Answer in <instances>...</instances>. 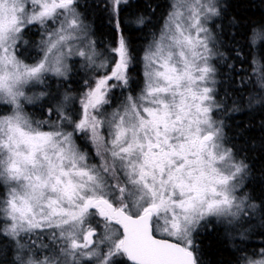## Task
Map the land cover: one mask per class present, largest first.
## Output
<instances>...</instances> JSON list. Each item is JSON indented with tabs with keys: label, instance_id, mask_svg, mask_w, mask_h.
<instances>
[{
	"label": "snow or ice",
	"instance_id": "snow-or-ice-1",
	"mask_svg": "<svg viewBox=\"0 0 264 264\" xmlns=\"http://www.w3.org/2000/svg\"><path fill=\"white\" fill-rule=\"evenodd\" d=\"M129 2L109 0L114 63L97 64L77 0H0V107H11L0 115V236L15 244L12 264H122L119 257L198 264L197 227L210 217L231 224L243 213L247 197L236 193L248 165L226 147L222 122L213 118L222 107L211 61L223 53L208 26L220 15L216 0L170 4L142 57V86L130 75L134 57L121 27ZM34 26L42 30L40 58L28 64L19 57L31 53L19 45L29 43L24 35ZM257 40L264 42V31L253 29ZM72 56L96 73L84 81L79 118L65 95L46 119L33 120L24 102L50 93L33 97L25 88L44 84L48 73L67 78ZM116 89L119 103L107 112ZM259 256L244 264H264V249Z\"/></svg>",
	"mask_w": 264,
	"mask_h": 264
},
{
	"label": "trees",
	"instance_id": "trees-1",
	"mask_svg": "<svg viewBox=\"0 0 264 264\" xmlns=\"http://www.w3.org/2000/svg\"><path fill=\"white\" fill-rule=\"evenodd\" d=\"M170 4L171 0H130L128 6H122L121 27L135 65L130 75L141 86L142 57L154 39L153 34L157 36L160 32ZM77 5L91 29L95 49L99 55L109 57L110 49L116 46L118 39L115 20L110 17L109 0H78ZM219 9L220 15L209 23L214 35L220 38L216 50L223 53L212 60L217 69V102L222 104L221 109L214 111V117L222 122L226 147L233 149L237 161L248 165L242 191L257 206L258 217L251 221V232L244 240L228 237L229 229L217 220L207 227H197L193 232V247L198 264H240L246 254L264 249V42L252 41L253 29L264 31V0H222ZM140 18L144 20L142 25L137 23ZM35 27L39 31V26ZM35 27L25 33L24 39L37 51L38 31ZM72 70L74 73L71 72L68 79L47 78L50 82L47 89L54 97L58 94L71 97L72 106L69 108L68 101L66 108L78 119L80 97L86 90L84 81L93 77L90 70L79 71L75 67ZM114 96L116 103L106 107L107 112L119 103L120 89L114 91ZM57 102H60L59 97H43L26 105L25 111L33 120H43L47 118V109ZM73 104H78V108ZM8 107H0V115L8 112ZM55 119L53 115L52 120ZM92 162L99 163V160L94 158ZM31 238L37 239L35 235ZM45 239L46 236L43 242ZM14 255L15 244L0 236V264H12ZM118 259L122 264H132L126 257Z\"/></svg>",
	"mask_w": 264,
	"mask_h": 264
},
{
	"label": "rangeland",
	"instance_id": "rangeland-1",
	"mask_svg": "<svg viewBox=\"0 0 264 264\" xmlns=\"http://www.w3.org/2000/svg\"><path fill=\"white\" fill-rule=\"evenodd\" d=\"M78 1V0H77ZM173 2H175V0H171V3H173ZM222 2V0H216V3L218 4V6H219V4ZM170 11V10H169ZM215 17H213L210 21H208V26L210 27V25H209V23L210 22H212L213 21V19H214ZM85 23V22H84ZM86 24V23H85ZM87 25V24H86ZM35 27V26H34ZM34 27H31V28H34ZM49 27L51 28L52 27V25L51 24H49ZM35 30H37L38 31V29L35 27ZM41 29H39V31H38V37H37V40L35 41L36 43H35V45H36V47H37V44H38V42H39V40H40V36H41ZM87 31H88V40L89 41H93L92 40V35H91V29H90V27L87 25ZM159 34H160V32L159 33H157V36L156 37H158L159 36ZM25 40V39H24ZM152 41H153V39H152ZM151 41V42H152ZM150 42V43H151ZM150 45V44H149ZM149 45H148V47H149ZM19 47H20V49L21 50H26V54L28 53V52H30L31 53V56L30 57H28V58H26V55H21L19 58L20 59H22V60H24V62L25 63H28V64H33V63H35L39 58H40V54H39V48L37 47V51L36 50H34L33 49V47L30 45V43H28V44H24L23 43V41L22 42H20V45H19ZM147 47V48H148ZM146 48V49H147ZM95 51H96V63L97 64H99V63H101L102 61H104L105 59H109L110 60V62H113L114 63V58L111 56V52H110V56L109 57H103L102 56V54H100L99 55V53H98V51L95 49ZM36 53H37V55H36ZM214 58V57H213ZM212 62V61H211ZM67 64H68V66H69V68L71 69V71L68 73V76H67V78H64V77H57V76H55V75H53V74H51V73H48V74H46L45 75V83L44 84H36V85H34V86H32V85H30V86H27L26 88H25V92H26V94L28 95V96H33V97H38L39 96V93H41V92H46V93H50L49 92V80L47 79V78H49L50 80L51 79H68L69 78V75H70V73L71 72H73L74 73V70H72V68L73 67H75L77 70H79V71H87L88 70V68L86 67V62L81 58V57H79V56H72V57H69L68 59H67ZM102 72H104V70H101ZM107 71H110V68L107 70ZM90 76L91 77H95V72L94 71H90ZM104 73H102L101 75H103ZM49 87V88H48ZM48 88V89H47ZM45 89H47L46 91H45ZM85 91V90H84ZM45 98H47V97H49V98H52V97H54V95H51V93H50V95H47V96H44ZM59 97V99H60V102H63V98H64V95L63 94H61V95H56V97L55 98H58ZM43 98V97H42ZM42 98H39V99H35L34 100V102L32 103V104H34V103H36V102H38L40 99H42ZM53 99V98H52ZM72 98L71 97H69V108H71V106H72V100H71ZM68 101L67 102H65V106H67L68 104ZM58 103V102H57ZM32 104H29V103H27V102H24V110H25V106L26 105H32ZM71 104V105H70ZM73 106L74 107H76V108H78V104H73ZM116 107V106H115ZM9 109H8V112H6V113H4V114H1V115H5V114H9L10 112H11V107L9 106L8 107ZM114 108H112V109H110L108 112H111L112 110H113ZM26 112V111H25ZM79 113H80V111H79ZM26 114L28 115V116H30L27 112H26ZM213 118H214V120H216L217 122H219L215 117H214V115H213ZM44 130H48V129H46V128H44ZM67 130H71V129H67ZM90 162H92V161H90ZM92 163H95V162H92ZM247 176V175H246ZM246 176H245V179H246ZM245 179L242 181V185H241V187L240 188H238L237 189V195L239 196V197H247L244 193H243V191H242V189H243V183H244V181H245ZM244 209H243V213L238 217V218H236V219H234L233 220V222L231 223V224H229L227 221H225V220H223V219H220V220H218L217 218H215V217H210L209 218V220L210 221H213V220H217V221H220L221 223H222V225L224 224V225H226L227 226V228L229 229H227L228 230V237H230V238H236V239H248V237H247V235L251 232V228H252V224H251V221H253L254 219H256L257 217H258V213H257V206H255L254 204H252V202H250V200H249V198L247 197V199L245 200V202H244ZM254 206V207H253ZM224 222V223H223ZM118 227V226H117ZM121 231V230H120ZM156 235L157 236H159V237H163V238H168V239H171V240H175V238H171V237H166V236H163V234L162 233H159V232H157L156 233ZM27 237H25L24 238V241H22V242H28V243H30L31 241L27 238ZM31 240L32 241H35L36 242V244L37 245H39L40 243H41V241L39 240L38 241V239H36V238H31ZM46 241L45 242H43V243H45V244H50V241L48 240V239H45ZM176 241V240H175ZM107 247H105L104 249H103V251L106 253L107 252ZM254 251V250H253ZM255 253H253V254H246L243 258H242V260H241V263L240 264H244V258H252V259H259L260 258V256H259V254H260V251L259 250H257V251H254Z\"/></svg>",
	"mask_w": 264,
	"mask_h": 264
},
{
	"label": "water",
	"instance_id": "water-1",
	"mask_svg": "<svg viewBox=\"0 0 264 264\" xmlns=\"http://www.w3.org/2000/svg\"><path fill=\"white\" fill-rule=\"evenodd\" d=\"M121 231H122V230H121ZM156 237H157L158 239H159V238H162V237H158V236H156ZM167 239H168V238H167ZM170 240H171V239H170ZM171 241L174 242V243L176 242V241H174V240H171ZM129 262H131V261H129ZM131 263H132V262H131Z\"/></svg>",
	"mask_w": 264,
	"mask_h": 264
}]
</instances>
